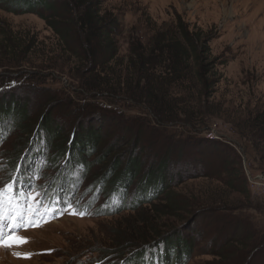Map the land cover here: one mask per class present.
I'll return each mask as SVG.
<instances>
[{
    "label": "rangeland",
    "instance_id": "obj_1",
    "mask_svg": "<svg viewBox=\"0 0 264 264\" xmlns=\"http://www.w3.org/2000/svg\"><path fill=\"white\" fill-rule=\"evenodd\" d=\"M108 1L122 14V33L118 37L121 56L127 54L130 38L147 37L144 14L159 25L173 21L177 13L190 25L213 28L216 37L211 49L221 62L218 68L222 75L214 99L222 112L215 105V116H206V127L190 126L182 118L161 120L151 108L126 98L112 86L105 92L80 86L66 67H51L39 53L29 65L1 66L0 183L22 176L24 191L31 185L44 193L30 203L35 206L43 200L44 207L38 214L42 219L18 233L27 238V243L14 244L9 240L0 244V264H169L165 251L171 249L162 241L147 246L141 257L135 249L121 255L123 248L128 251L139 243V232L151 233L143 230L138 220L142 215L150 223L147 204L128 208L127 203L139 196L134 195L136 187L142 183L144 173L155 168L165 150L172 149V157H177L174 149L184 147L188 151L185 162L196 158L191 154L199 149L205 154L206 149H211L212 164L205 166L204 176L179 178L181 182L173 187V198L176 196L179 204L173 208L174 214L160 215L152 223L161 230L178 229L179 239L186 245L184 251L183 247L179 249L182 242L175 243L173 255L177 253V259L172 264H226L224 257L217 259L213 254L225 244L223 240L235 233L254 232H260L258 241L264 238V157L262 161L256 158L257 154L264 155V146L256 154L253 142L243 134L247 129L240 130L245 117L255 111L260 110L264 117V0ZM0 29L46 47L56 42L38 15L12 12L6 0H0ZM68 65L72 66L70 62ZM10 102L25 103V123L9 122L10 117L1 106L5 103L8 107ZM47 114L52 118L51 125L61 130V138L53 140L51 147L42 142L45 129L39 128ZM97 121L104 124L105 136L101 147L87 160L93 164L86 170L77 166L78 171H71V158L63 147L64 136L74 137ZM13 123L16 126L12 127ZM124 135L131 137L130 142L122 148L115 147L120 140L125 143ZM134 137L140 140L137 146ZM254 142H259L256 137ZM57 150L62 155L58 162L46 164L45 156H52ZM129 154H138L142 166L128 181L127 190L124 181L121 195L117 196L100 178L116 157H120L121 172ZM224 160L236 164H223ZM176 163L165 167L168 177L178 171ZM227 166L225 175L222 168ZM37 175L39 179L35 178ZM16 187L20 190V183ZM173 202L164 201L160 209L171 211ZM45 208L49 209L47 214ZM79 212L86 214L81 216ZM164 223L166 226H162ZM251 258L244 263L264 264V251Z\"/></svg>",
    "mask_w": 264,
    "mask_h": 264
},
{
    "label": "trees",
    "instance_id": "obj_2",
    "mask_svg": "<svg viewBox=\"0 0 264 264\" xmlns=\"http://www.w3.org/2000/svg\"><path fill=\"white\" fill-rule=\"evenodd\" d=\"M6 1L12 12L20 11L38 15L50 28L56 42L54 45L51 44V47H46L32 39L17 38V35L12 32L8 35L7 31L0 29V67L13 68L21 64L29 65L37 57L36 53H39L45 62H50L51 67H66L69 76L71 74L80 86L98 92L111 90L112 86L114 90H121L120 94L123 93L126 98L141 102L151 108L161 120L175 118L181 120L182 118V121L190 126L206 127L208 124L206 116H215L213 112L217 104L214 94L222 75L218 68L221 62L217 56L213 55L211 49V42L216 37L213 28L203 29L195 24L190 25L184 22L177 13L173 21L159 25L149 15L144 14L147 37L144 40L138 37L130 38L127 54L121 56L119 55L118 37L122 33V14L118 8L111 7L108 0ZM69 62L72 66L68 65ZM24 104L16 105L10 102L8 107L5 103L1 106L6 115L10 117L9 122H15L18 125L25 123L22 122L26 116V105ZM218 110L222 112L219 106ZM43 118L39 126L45 129L42 142L51 147L53 140L61 138V130L51 125L50 114ZM15 123L12 127L16 126ZM240 126V130L247 129L243 134L253 142V147L257 150L255 153L260 152L258 148L264 146V140L261 139V136H264V117L260 114V110L246 116L245 123ZM7 127L9 129L10 126ZM103 127L104 124L97 121L87 130L75 134L74 137L68 134L64 136L63 147L66 148L71 158L70 165L68 164L71 171H78L77 166L86 170L93 164L87 160L96 148L101 147L100 142L105 136ZM255 137L259 142H254ZM124 138L125 143H121L118 137L117 141L120 140V143L115 147L122 148L123 144L130 142L131 137L127 138L124 135L122 140ZM132 140L136 146L140 143L136 137ZM206 150H208L207 154L200 149L199 152L192 153V157L196 158L189 159L190 162L184 161L186 160L184 155L188 152L185 147L174 149L177 157H172V149L165 150L155 168L144 173L142 183L138 185L139 188L136 187L134 192V195L138 193L139 196H136L133 202H128L127 206L136 208L137 205L147 204L150 208V223H148V217L144 218L142 215L138 220L142 223V229L151 233L145 235L139 232L137 236L139 243L136 245L133 243L135 246L128 251L123 248L121 255L135 249L136 254L140 253L141 257V253L146 250L147 246L162 241L166 242V246L171 249L166 250L165 255H167L166 261L172 264L177 259V253L173 255L175 243L182 242L179 249L183 247L186 251L184 241L179 239L178 229L175 231L174 228L168 227V229L161 230L157 228L158 224L155 226L152 222L156 221L160 215L172 216L174 214L173 208L179 204L175 201L176 196L173 198V187L181 182L178 181L179 178L183 176V178H197L206 175L204 168L212 164L209 160L214 155L211 149ZM60 151L57 150V153L52 156L46 155L43 161L46 164L58 162L57 159L62 156L59 154ZM257 156V159L263 160L264 155L257 154ZM50 159L55 161H50ZM195 160L198 161L194 162ZM175 162H177L178 171L168 177L165 167L168 163L175 165ZM227 162L224 160L223 164H236ZM120 163V157H116L100 178L107 188L112 189V194H117V196L121 195L125 180L126 190L128 189L129 182L140 171L142 160L138 154L134 156L129 154L126 167L121 172H119ZM228 169V166L222 168L225 175ZM191 170L193 172H190ZM166 200L171 203L174 201L170 207L171 211L160 209V204ZM258 234L260 235V232L235 233L223 240L225 244L220 246L218 251L213 250V254L217 259L224 257L223 261L227 262L226 264H238L239 260L241 261L239 264H246L244 263L246 258L252 259L254 254L259 256L264 251V238L258 241L259 237L256 238ZM261 234L264 236V231ZM224 248L227 249L225 253L222 252Z\"/></svg>",
    "mask_w": 264,
    "mask_h": 264
},
{
    "label": "snow or ice",
    "instance_id": "obj_3",
    "mask_svg": "<svg viewBox=\"0 0 264 264\" xmlns=\"http://www.w3.org/2000/svg\"><path fill=\"white\" fill-rule=\"evenodd\" d=\"M35 178L39 179L40 176L37 175ZM22 179V176H12L10 180L0 183V244H5L9 240L14 244L27 243L26 237L18 235L19 231L35 224L38 218L42 219L38 214L44 207L43 200L37 201L35 206L30 201L36 200L37 196L44 193L36 191L31 185L24 191ZM18 183L20 190L16 187ZM68 206L71 207V203ZM48 211L49 209L45 208V214ZM78 214L83 216L86 213Z\"/></svg>",
    "mask_w": 264,
    "mask_h": 264
}]
</instances>
